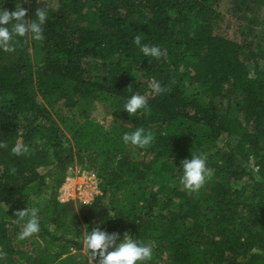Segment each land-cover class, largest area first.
Listing matches in <instances>:
<instances>
[{"label":"trees","instance_id":"obj_1","mask_svg":"<svg viewBox=\"0 0 264 264\" xmlns=\"http://www.w3.org/2000/svg\"><path fill=\"white\" fill-rule=\"evenodd\" d=\"M220 1L0 0L29 22L48 13L42 40L0 49V264H88L96 226L150 243L149 264H264V0L228 14ZM133 94L147 101L136 116L123 110ZM86 102L120 123L81 117ZM136 127L153 134L147 149L123 143ZM192 152L210 169L196 192L179 182ZM76 168L100 191L78 212L57 198ZM27 207L41 228L20 239Z\"/></svg>","mask_w":264,"mask_h":264},{"label":"clouds","instance_id":"obj_2","mask_svg":"<svg viewBox=\"0 0 264 264\" xmlns=\"http://www.w3.org/2000/svg\"><path fill=\"white\" fill-rule=\"evenodd\" d=\"M48 13L45 9H36V19L31 22L27 18V9L20 5L14 11L0 10V49L6 52L15 50L14 37L22 38L31 36L33 40L44 38L43 26L47 22ZM134 43L140 46L141 52L148 57L156 59L163 55L162 50L155 45H141L139 36L134 38ZM155 91H162L156 84ZM147 107V101L143 95H130L123 105V110L130 116L139 115ZM154 136L143 127L125 132L122 136L123 143L134 148L147 149L153 142ZM27 149L19 144L12 148V152L21 155ZM182 175L180 184L184 190L196 192L206 182L210 169L207 167L206 158L192 152L190 159L182 162ZM61 202L63 200L61 199ZM18 223L21 224L20 239H25L39 233L41 224L37 208L19 210L15 213ZM83 246L88 252V264H149L153 259V248L150 243H145L125 233L121 239L117 232L109 233L96 226L82 234ZM111 249V250H110Z\"/></svg>","mask_w":264,"mask_h":264},{"label":"rangeland","instance_id":"obj_3","mask_svg":"<svg viewBox=\"0 0 264 264\" xmlns=\"http://www.w3.org/2000/svg\"><path fill=\"white\" fill-rule=\"evenodd\" d=\"M235 4L236 0H221L219 9L223 13L228 14L229 11L234 9ZM82 107L90 119L97 120L103 126L110 127L111 125L120 123L118 120L112 117L110 111L105 106H102V104H91L86 102L81 105L80 109H78L81 111ZM84 115L85 113H82L81 111L80 116L83 117ZM95 178L96 176L94 173L79 171L78 168H76L72 175L68 176L65 182L61 185L57 194V198L59 201L61 199L66 201V203L73 202L71 204L75 208L74 211L78 212V210H76L78 204H91L96 196L100 194L98 188V179ZM38 201L40 204H43L46 203L47 200L44 197L43 199L38 198ZM47 210L48 206L46 207L45 211L47 212ZM68 216V221L73 225H78L82 222L79 213L73 214L69 212ZM82 253L84 254L85 252L83 251Z\"/></svg>","mask_w":264,"mask_h":264},{"label":"built area","instance_id":"obj_4","mask_svg":"<svg viewBox=\"0 0 264 264\" xmlns=\"http://www.w3.org/2000/svg\"><path fill=\"white\" fill-rule=\"evenodd\" d=\"M93 176V175H92ZM96 179V178H95ZM61 201V200H60ZM63 202H65L66 203V201H63Z\"/></svg>","mask_w":264,"mask_h":264}]
</instances>
